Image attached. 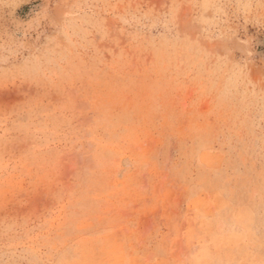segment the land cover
Wrapping results in <instances>:
<instances>
[{"label":"rangeland","instance_id":"obj_1","mask_svg":"<svg viewBox=\"0 0 264 264\" xmlns=\"http://www.w3.org/2000/svg\"><path fill=\"white\" fill-rule=\"evenodd\" d=\"M0 264H264V0H0Z\"/></svg>","mask_w":264,"mask_h":264}]
</instances>
